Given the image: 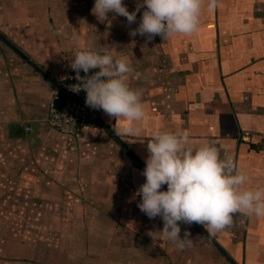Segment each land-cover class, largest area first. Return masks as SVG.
I'll use <instances>...</instances> for the list:
<instances>
[{
	"label": "crops",
	"instance_id": "obj_1",
	"mask_svg": "<svg viewBox=\"0 0 264 264\" xmlns=\"http://www.w3.org/2000/svg\"><path fill=\"white\" fill-rule=\"evenodd\" d=\"M94 3L0 0V33L25 55L0 39V264H264V217L236 214L214 236L181 223L192 243L180 250L136 195L157 130L211 143L250 177L245 188H264V0H218L212 12L205 0L197 32L152 41L130 35L143 8L129 25L114 13L101 22ZM83 48L126 56L139 73L128 84L146 118L132 132L93 109L80 135L50 124Z\"/></svg>",
	"mask_w": 264,
	"mask_h": 264
},
{
	"label": "clouds",
	"instance_id": "obj_2",
	"mask_svg": "<svg viewBox=\"0 0 264 264\" xmlns=\"http://www.w3.org/2000/svg\"><path fill=\"white\" fill-rule=\"evenodd\" d=\"M204 4L205 0H137L130 12L123 0H95L92 13L101 22L114 13L131 25L143 8L139 26L130 35L147 41L156 36L167 40L197 32ZM217 7L218 0H207L209 12ZM70 67L78 83L68 90L75 94L85 91L86 106L102 110L110 119L124 118L126 132L134 130L135 122L145 120L142 92L128 84L129 76H139L128 57L114 58L107 52L83 48L75 52ZM92 69L98 71L89 75ZM147 151L141 173L146 179L136 193L141 197L138 207L150 220L162 219L163 228L155 233L180 250L192 243L189 231L181 236V223L202 225L214 236L232 226L236 214L264 217V188H245L250 177L238 171L230 157L221 158L211 143L195 147L183 132L157 130L148 140ZM164 185L166 190H162Z\"/></svg>",
	"mask_w": 264,
	"mask_h": 264
},
{
	"label": "built area",
	"instance_id": "obj_3",
	"mask_svg": "<svg viewBox=\"0 0 264 264\" xmlns=\"http://www.w3.org/2000/svg\"><path fill=\"white\" fill-rule=\"evenodd\" d=\"M75 75L69 76L63 87L69 93L80 98V101L72 99L63 105L57 106L56 101L61 99L62 94L59 90H55L48 120L53 127L62 132L80 135L84 126L90 121L92 109L85 104V91L81 90L79 94H75L68 90L70 85L78 83Z\"/></svg>",
	"mask_w": 264,
	"mask_h": 264
},
{
	"label": "water",
	"instance_id": "obj_4",
	"mask_svg": "<svg viewBox=\"0 0 264 264\" xmlns=\"http://www.w3.org/2000/svg\"><path fill=\"white\" fill-rule=\"evenodd\" d=\"M0 39L1 40H3L6 44H8L10 47H12L16 52H18L20 55H24L15 45H13L8 39H6V37H4V35H2V33H0ZM25 56V55H24ZM30 60V59H29ZM96 71H98V69H92V70H90V72H89V75H91V74H93L94 72H96ZM41 72H43V71H41ZM44 73V72H43ZM45 74V73H44ZM46 75V74H45ZM81 75H85L84 73H83V71H82V74ZM47 76V75H46ZM48 77V76H47ZM60 87V90L62 91V96H61V99L59 100V101H56V105L57 106H60V105H63V104H65L66 102H67V98H66V96H65V94H69L74 100H77V101H80V98H78L77 96H75V95H73V94H71V93H69L66 89H64V87L63 86H59ZM92 113V112H91ZM108 129V128H107ZM109 130V129H108ZM110 131V133L114 136V133L111 131V130H109ZM115 138L117 139V137L115 136ZM118 140V139H117ZM122 146L123 147H125L123 144H122ZM131 154V153H130ZM133 155V154H132ZM133 157H134V155H133ZM135 158V157H134ZM136 160H137V158H135ZM144 168H145V166L142 164V163H140ZM207 235H208V233L201 227V225H199V224H197Z\"/></svg>",
	"mask_w": 264,
	"mask_h": 264
},
{
	"label": "trees",
	"instance_id": "obj_5",
	"mask_svg": "<svg viewBox=\"0 0 264 264\" xmlns=\"http://www.w3.org/2000/svg\"><path fill=\"white\" fill-rule=\"evenodd\" d=\"M62 93V92H61Z\"/></svg>",
	"mask_w": 264,
	"mask_h": 264
}]
</instances>
